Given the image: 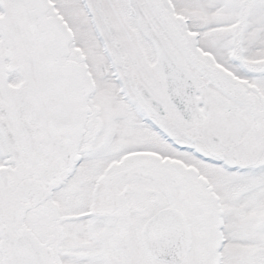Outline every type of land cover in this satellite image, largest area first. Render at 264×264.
Returning a JSON list of instances; mask_svg holds the SVG:
<instances>
[{
    "label": "snow or ice",
    "instance_id": "snow-or-ice-1",
    "mask_svg": "<svg viewBox=\"0 0 264 264\" xmlns=\"http://www.w3.org/2000/svg\"><path fill=\"white\" fill-rule=\"evenodd\" d=\"M0 264H264V0H0Z\"/></svg>",
    "mask_w": 264,
    "mask_h": 264
}]
</instances>
